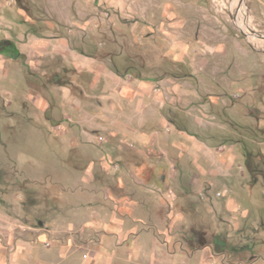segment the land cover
<instances>
[{"label": "rangeland", "instance_id": "374dc122", "mask_svg": "<svg viewBox=\"0 0 264 264\" xmlns=\"http://www.w3.org/2000/svg\"><path fill=\"white\" fill-rule=\"evenodd\" d=\"M2 39L24 57L0 53V243L108 264L120 223L264 264V0H0Z\"/></svg>", "mask_w": 264, "mask_h": 264}, {"label": "crops", "instance_id": "0c3cea01", "mask_svg": "<svg viewBox=\"0 0 264 264\" xmlns=\"http://www.w3.org/2000/svg\"><path fill=\"white\" fill-rule=\"evenodd\" d=\"M120 88L123 94L143 93L149 94L152 85L148 82L141 83H123ZM140 91V92H139ZM134 98V97H133ZM139 105L142 107V113L147 111L148 99L142 98L139 100ZM163 123L164 117L161 116ZM144 139V137L142 138ZM178 148L177 145H173ZM156 188H160L165 183L159 181L158 184H152ZM167 186V185H166ZM149 195V194H147ZM149 197H152L149 196ZM112 204L115 209L112 211V217H134L137 216L135 201L123 200L121 206L119 203L115 205L114 199ZM150 210L151 208H147ZM146 209V210H147ZM113 239L109 242L113 243L114 248L107 254L108 264H114L115 261H122L124 264H220L221 259L210 254V247L192 248L189 253L186 251L169 252L167 242H161L151 232H140L136 228L125 227L120 223L112 224ZM19 232V233H17ZM8 232L7 235L12 237L5 238V241L0 243V264H86L83 262V257L80 252L73 254L68 252H57L45 245L36 244L23 237V232ZM8 239V240H7ZM204 247V248H203ZM66 249V247H65ZM64 249V250H65ZM77 250V249H75ZM120 252L122 256H120ZM88 257H86L87 259Z\"/></svg>", "mask_w": 264, "mask_h": 264}, {"label": "trees", "instance_id": "16d2710c", "mask_svg": "<svg viewBox=\"0 0 264 264\" xmlns=\"http://www.w3.org/2000/svg\"><path fill=\"white\" fill-rule=\"evenodd\" d=\"M0 53L4 54L7 57L10 58H23L24 55L20 52V50L17 48L16 44L8 39H2L0 40ZM117 74H119V68L117 66H113L112 68ZM52 80L56 82L58 80L57 76L52 77ZM189 241L195 240V235H192L191 237H188ZM200 243L198 246H195L192 248H200L202 246L211 244L212 249L214 252L217 253H223L225 250H228L230 252H238L246 249L252 248V245L245 244L241 247H236L235 245H232L230 242L226 240V238L220 234H215L210 241L206 240V238L201 237Z\"/></svg>", "mask_w": 264, "mask_h": 264}]
</instances>
